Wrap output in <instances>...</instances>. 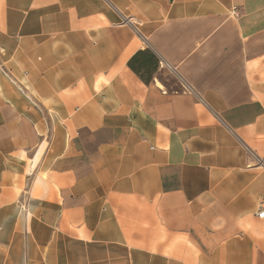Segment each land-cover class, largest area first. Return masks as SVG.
<instances>
[{
  "label": "crops",
  "instance_id": "obj_1",
  "mask_svg": "<svg viewBox=\"0 0 264 264\" xmlns=\"http://www.w3.org/2000/svg\"><path fill=\"white\" fill-rule=\"evenodd\" d=\"M262 196L264 0H0V264H264Z\"/></svg>",
  "mask_w": 264,
  "mask_h": 264
},
{
  "label": "trees",
  "instance_id": "obj_2",
  "mask_svg": "<svg viewBox=\"0 0 264 264\" xmlns=\"http://www.w3.org/2000/svg\"><path fill=\"white\" fill-rule=\"evenodd\" d=\"M127 65L144 83H149L157 69L158 60L152 51L144 49L138 50L128 60Z\"/></svg>",
  "mask_w": 264,
  "mask_h": 264
},
{
  "label": "rangeland",
  "instance_id": "obj_3",
  "mask_svg": "<svg viewBox=\"0 0 264 264\" xmlns=\"http://www.w3.org/2000/svg\"><path fill=\"white\" fill-rule=\"evenodd\" d=\"M159 77L168 85L170 90L178 91L183 88V85L173 76L172 72L167 68L162 69Z\"/></svg>",
  "mask_w": 264,
  "mask_h": 264
},
{
  "label": "built area",
  "instance_id": "obj_4",
  "mask_svg": "<svg viewBox=\"0 0 264 264\" xmlns=\"http://www.w3.org/2000/svg\"><path fill=\"white\" fill-rule=\"evenodd\" d=\"M264 204V196L261 197L260 202H259V208ZM257 216L259 218L264 217V210H260V212L257 213Z\"/></svg>",
  "mask_w": 264,
  "mask_h": 264
}]
</instances>
